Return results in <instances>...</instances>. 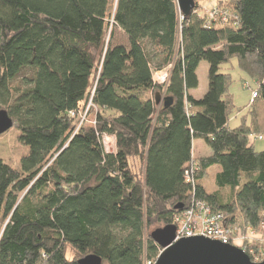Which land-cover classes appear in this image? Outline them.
<instances>
[{"label": "trees", "instance_id": "16d2710c", "mask_svg": "<svg viewBox=\"0 0 264 264\" xmlns=\"http://www.w3.org/2000/svg\"><path fill=\"white\" fill-rule=\"evenodd\" d=\"M198 1L184 16L177 0H0V110L29 147L20 166L0 158V264H79L89 253L144 264L160 251L150 230L193 198L230 225L260 227L264 0H228L226 24L208 23ZM233 58L257 87L250 121L235 128L222 70ZM203 61L209 85L195 97ZM89 99L95 123L77 129L69 112ZM196 139L211 152L194 157ZM211 168L215 191L202 182Z\"/></svg>", "mask_w": 264, "mask_h": 264}, {"label": "built area", "instance_id": "2783aa9c", "mask_svg": "<svg viewBox=\"0 0 264 264\" xmlns=\"http://www.w3.org/2000/svg\"><path fill=\"white\" fill-rule=\"evenodd\" d=\"M227 1L228 0H213L215 3L210 9L205 8L207 10L206 12L205 10H202V12L197 10L202 15L207 16L208 23H210L211 20H215L220 24H226L232 17L231 11L224 7ZM182 17L184 16L182 15ZM165 70L167 74L160 79L161 81H164L168 76V69ZM246 86L250 87V84L246 83ZM251 90L252 99H254L257 96L256 85L253 86ZM69 114L70 116H74L76 115V111L72 110ZM261 138L262 136L258 137V139ZM185 177L187 181H192V172L186 171ZM171 224L176 228L175 241L184 237H207L221 241L224 244H231L244 249L253 261H261L264 259V215L259 228L252 225H230L226 223V216L223 212L215 211L207 202L193 198L187 207L184 206L174 215ZM161 251L162 249L160 248L159 253L151 259H146L144 264H155Z\"/></svg>", "mask_w": 264, "mask_h": 264}, {"label": "water", "instance_id": "95a60500", "mask_svg": "<svg viewBox=\"0 0 264 264\" xmlns=\"http://www.w3.org/2000/svg\"><path fill=\"white\" fill-rule=\"evenodd\" d=\"M197 0H177L183 15H188L196 6ZM157 101H160L157 94ZM165 104L168 100L165 99ZM14 122L6 109L0 110V134L13 127ZM178 203L175 208H183ZM151 237L162 248L155 264H264L253 261L244 249L224 244L221 241L207 237H185L175 241L176 228L173 224L157 228L151 232ZM79 264H103L101 256L89 253L78 260Z\"/></svg>", "mask_w": 264, "mask_h": 264}, {"label": "rangeland", "instance_id": "374dc122", "mask_svg": "<svg viewBox=\"0 0 264 264\" xmlns=\"http://www.w3.org/2000/svg\"><path fill=\"white\" fill-rule=\"evenodd\" d=\"M215 2L213 0H199L198 1V10L202 12V10L205 12L207 11L205 8L210 9V7L213 6ZM110 34H108L109 36ZM115 42H121V30L119 28L115 29ZM204 65H208L207 61H203ZM203 75H201V78ZM155 80L159 83H163L166 81L167 77L164 81H161L160 79L163 77L159 72L156 73L154 76ZM248 88H252L251 86ZM201 89V88H200ZM201 91V90H200ZM249 93L251 96L250 104L253 102L252 99V90L249 89ZM93 106V103L91 99L89 101H81L80 107L76 111V115L72 116L74 119V123L77 126V128H80L82 125H93L95 123V111L92 113H89L90 107ZM90 108V109H89ZM89 109V110H88ZM20 134L21 131L13 126L6 132L0 134V158L4 159L7 163L13 165V166H20V161L22 156H24L28 151L29 147L20 141ZM102 144L106 148L107 151L112 152L116 150V140L114 136L109 135H103L101 137ZM256 147L259 150L264 149V139H257L256 140ZM211 152V148L204 142L202 139H196L194 142V157H199L202 155H207ZM134 170L137 172L139 178L142 179L143 172H144V166L135 163L134 164ZM203 184L206 186V189L208 191H215L218 189L215 180H214V168H211L209 170V174L203 179ZM221 192L224 194V196H229L230 191L229 189H223ZM158 228V227H156ZM156 228H152L150 230L153 231ZM161 248V247H160ZM162 249V248H161ZM68 256L72 257L73 253L71 251H68Z\"/></svg>", "mask_w": 264, "mask_h": 264}, {"label": "crops", "instance_id": "0c3cea01", "mask_svg": "<svg viewBox=\"0 0 264 264\" xmlns=\"http://www.w3.org/2000/svg\"><path fill=\"white\" fill-rule=\"evenodd\" d=\"M208 70H209V64L204 65V63L201 62L197 70L199 77V86L191 90V93L195 97H201L208 89V85H209ZM222 70L224 72L230 73L233 76V80H234L230 88V92L233 94L235 105L239 110H236L231 115L229 125L230 127L235 128L242 123L244 118L247 119V122L250 121V116L248 112L250 109V99H251L249 89L251 88H248L249 86H246V83L250 84L251 87L255 86L256 84L240 68L237 58H233L229 63L224 64ZM158 72L163 76L167 74V71L165 69ZM201 75H203L202 76L203 78H201Z\"/></svg>", "mask_w": 264, "mask_h": 264}, {"label": "bare ground", "instance_id": "6f19581e", "mask_svg": "<svg viewBox=\"0 0 264 264\" xmlns=\"http://www.w3.org/2000/svg\"><path fill=\"white\" fill-rule=\"evenodd\" d=\"M182 208H180L179 210H181ZM185 238V237H184Z\"/></svg>", "mask_w": 264, "mask_h": 264}]
</instances>
